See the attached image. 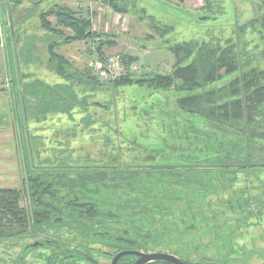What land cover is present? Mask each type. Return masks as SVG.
<instances>
[{
    "label": "trees",
    "instance_id": "16d2710c",
    "mask_svg": "<svg viewBox=\"0 0 264 264\" xmlns=\"http://www.w3.org/2000/svg\"><path fill=\"white\" fill-rule=\"evenodd\" d=\"M100 1L115 14L135 12L138 21H146L162 41L156 48L166 47L171 52V70L138 78L127 72L103 84L88 67L74 69L54 51L56 42H51L47 65L63 82L50 85L37 79L23 83L19 76L14 82L19 84L15 98L22 103L25 119L40 123L56 114L71 117L74 109L89 106L87 101L108 113L107 103L91 99L100 87L109 92L116 107L113 98L133 85L163 97L172 94L170 112L162 114L160 110L162 116L152 118L147 116L150 111L140 108L139 115L147 117L149 124L163 127L164 135L159 137L166 149H151L147 142L133 138L125 147L114 148L125 154L126 163L120 160L121 154L109 151L106 158L100 157V152L97 157L88 153L82 157V164H72L77 149L70 148V143L79 133L89 136V130L100 132L94 127L97 122H90L91 116L83 111L85 129L78 132L71 128L59 141H49L56 146L47 151H59L61 161L47 168L38 165V169H29L21 189L0 188V238L27 227L36 234H43V227L47 232L56 227L76 232L84 227L81 234L86 239L107 244L123 243L130 231L143 239L141 244L134 243L136 249L188 247L186 258L217 264L213 256L220 245L233 249V240L243 239L249 227L261 223L264 227V0L253 2L252 17L235 25L231 35L223 38L210 34L180 42L168 37L174 26L157 12H148L146 0ZM44 2L47 6L36 11ZM204 2L208 7L207 0ZM11 3L15 1L0 4L1 14L2 8L8 10L4 21L9 24L8 55L11 46H16L20 26L33 16L39 19L46 36L41 42L47 43V34L62 38L63 44L101 36L92 31L88 18L80 17L59 0H38L17 18ZM50 17H54V25ZM59 26L70 33L63 35ZM112 45L107 38L98 43V60L105 57L104 46ZM28 55L16 56L17 63H29ZM133 61L137 62V57L129 56L127 65ZM124 103L123 112L134 116V103ZM165 119L170 122L167 127ZM138 124L136 119L135 126ZM103 142L111 143L108 137ZM173 142L176 145L172 146ZM121 227L122 233L116 237L118 231L114 229Z\"/></svg>",
    "mask_w": 264,
    "mask_h": 264
},
{
    "label": "rangeland",
    "instance_id": "374dc122",
    "mask_svg": "<svg viewBox=\"0 0 264 264\" xmlns=\"http://www.w3.org/2000/svg\"><path fill=\"white\" fill-rule=\"evenodd\" d=\"M14 1L15 3H11L10 8L13 10V16L17 18L24 16V12L31 9L32 3L38 0ZM59 1L61 5L77 11L80 17L88 18L91 22L92 31L101 34V36L94 37L92 41L76 40L63 44L62 38L47 34V43L43 40L41 42V39L46 38V36L40 27L39 19L33 16L20 26L15 35L16 46L9 47L8 55L6 37H8L9 24L4 23L7 19L8 10L2 8L4 14H1L0 8V44L2 45L0 46V188L21 189L24 178L23 169L26 164L29 165V162L28 167L36 166L33 168L36 169L39 168L38 165L47 168L61 161L62 156H59V151H47L56 146L49 141H59L63 134L71 128H74L73 131L80 132L84 128L81 117L82 115L85 116L86 113L91 116L90 122H97L94 127H98L100 132L87 130L91 135L79 133L76 140L70 143V148L77 149V152L72 155V159H75L70 162L72 164H82V157L88 153L92 157H97L100 152V157L106 158L109 151L112 155L121 154L120 160L126 163L125 154L116 151L114 148L125 147L127 145L125 142L133 138H137V142H147L145 145L151 149H166L159 137V135H164L163 127H160L158 122L157 125L149 124L147 117H140L139 115L142 110L150 111L149 113L146 112L148 114L146 115H151L152 118H156V114L162 116L163 113L170 112L168 103H172V94L163 97L160 93L152 92L145 87L133 85L124 89L119 94L121 96L116 95L115 99L113 98V101L117 102V107L114 105L115 103L111 104L109 92L104 87L97 88L98 90L91 99L93 102L107 103L108 106L105 108L108 109V113L98 108L94 103L87 101L89 106H86L85 110L74 109L71 117L56 114L49 116L40 123L23 118L22 103L17 100L19 98H15L18 94L19 84L14 82L19 79V76H22L23 83L37 79L50 85L63 82L47 65L48 44L51 42H56L54 51L62 55L77 70L88 67V63L91 61H99L96 46L106 38L114 45L111 47L104 46L105 57L102 62L113 59L109 69L112 72L116 69L115 73L119 76L124 72L131 73L133 78L160 72L166 73L171 70L174 62L171 52L166 47L156 48L161 45L162 41L148 28L146 21H138L139 15L135 12L115 14L109 7L102 5L100 0ZM254 1L207 0L208 7H205L204 0H146V8L148 12L155 15L157 12V16L163 21L174 26L173 32L168 37L180 42L190 39H204L210 34L223 36V38L231 35L235 25H240L252 17ZM2 2L4 3L5 0H0V4ZM38 6L36 11L47 6V2ZM49 21L53 25L56 22L54 17H50ZM58 28L61 29L63 35L70 33L61 26ZM27 52L31 61L26 64L21 61L17 63L16 56H21V53L26 54ZM129 56L137 57L138 61H133L127 65ZM115 57L119 59L118 64L114 63ZM95 77L103 84L110 80L105 74L103 77L100 75H95ZM82 95L80 94V96ZM118 96L120 98H117ZM121 99L122 101H119ZM121 102L134 103L132 109L135 115H131V112L124 113L122 108L125 107V103L121 104ZM149 104L157 107L148 106ZM160 110H162V114L159 112ZM83 111L86 113H82ZM111 111H113V115ZM113 118L116 122L113 121ZM136 119L139 121V127L135 126ZM165 121L164 125L167 127L170 122L166 119ZM122 126L123 130H121ZM123 135H126L127 140ZM141 135L144 136L141 137ZM145 136L147 137L145 138ZM107 137L111 143L103 142ZM171 144L174 146L176 142ZM127 152L125 153L127 154ZM40 161H42L41 164ZM263 231L261 223L258 227L250 229L251 236L245 240L246 245L250 243L252 244L250 246L253 247V249L246 247V251L249 250L254 253L251 258L247 256L250 260L252 259L251 262L264 260V235L261 234ZM238 245L240 246V243Z\"/></svg>",
    "mask_w": 264,
    "mask_h": 264
},
{
    "label": "flooded vegetation",
    "instance_id": "af4514ba",
    "mask_svg": "<svg viewBox=\"0 0 264 264\" xmlns=\"http://www.w3.org/2000/svg\"><path fill=\"white\" fill-rule=\"evenodd\" d=\"M23 118L25 119V114ZM28 148H30L29 145ZM28 166L26 164L23 169L24 178L22 184L27 180V171L36 167L30 168ZM25 204L27 203L24 202ZM58 228H50L49 232H47V227H43L42 231L44 233L36 234L31 230L32 227H27L26 231L24 230L16 235L1 237L0 264H134L137 261L138 258L135 256H118L123 252L166 254L173 256L183 264H209L205 260L196 262L186 258L185 256L189 251L188 247L184 248V250L178 246H163L154 250L136 249L134 245L141 244L143 239L138 236L136 237L135 233H131L130 231V234L127 231L130 236L128 238L125 237L123 243L108 242L106 244L102 240H89L82 236L81 231L84 227H81L80 231L76 230V232H66V229ZM251 228L253 227L248 228V233L243 239L233 240V249L225 248V244L220 245V248L216 249L217 252L213 258L218 261L217 264H264V260H261V262H251L252 259L248 258L253 257L252 255L254 254L252 251H246V247L253 249L251 247L252 244L249 243L247 246L245 243V240L251 236ZM122 229L123 227L114 229L118 231L116 237H120ZM89 235H91V232H89ZM130 239L133 240V244H130ZM239 243L240 246L238 245ZM147 264L171 263L155 261Z\"/></svg>",
    "mask_w": 264,
    "mask_h": 264
},
{
    "label": "built area",
    "instance_id": "2783aa9c",
    "mask_svg": "<svg viewBox=\"0 0 264 264\" xmlns=\"http://www.w3.org/2000/svg\"><path fill=\"white\" fill-rule=\"evenodd\" d=\"M0 29H1V26H0ZM0 46H2V45L0 44ZM118 60L119 59L115 57L114 63L118 64V62H119ZM112 61H113V59H110V61L107 59V61H104V62H102L101 60H99V61H91V62L88 63V68H90L92 73L95 74L96 76L100 75V76L103 77V74H105V76L110 79L109 81H113L114 79H116L119 76V74L115 73L116 69L114 70V72H112L109 69V68H111V65H112L111 62ZM124 74H125V72H124Z\"/></svg>",
    "mask_w": 264,
    "mask_h": 264
},
{
    "label": "water",
    "instance_id": "95a60500",
    "mask_svg": "<svg viewBox=\"0 0 264 264\" xmlns=\"http://www.w3.org/2000/svg\"><path fill=\"white\" fill-rule=\"evenodd\" d=\"M135 256L137 257V261L134 264H147L150 262H155V261H165L171 264H183L176 258L170 255L166 254H142V253H135V252H123L121 253L120 257L122 256Z\"/></svg>",
    "mask_w": 264,
    "mask_h": 264
},
{
    "label": "crops",
    "instance_id": "0c3cea01",
    "mask_svg": "<svg viewBox=\"0 0 264 264\" xmlns=\"http://www.w3.org/2000/svg\"><path fill=\"white\" fill-rule=\"evenodd\" d=\"M5 2H6V0H5ZM3 3V2H2Z\"/></svg>",
    "mask_w": 264,
    "mask_h": 264
}]
</instances>
